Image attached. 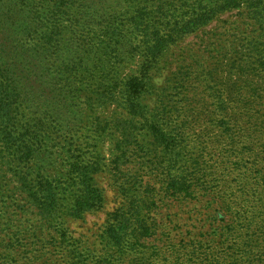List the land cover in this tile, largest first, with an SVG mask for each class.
Segmentation results:
<instances>
[{
	"label": "trees",
	"instance_id": "16d2710c",
	"mask_svg": "<svg viewBox=\"0 0 264 264\" xmlns=\"http://www.w3.org/2000/svg\"><path fill=\"white\" fill-rule=\"evenodd\" d=\"M238 8L264 21V0H0V163L12 156L28 167L27 178L35 176L29 197L46 224L60 228L101 206L92 184L98 163L90 149L97 145L88 135L97 134L100 118L88 113L104 95L114 97L104 88L111 71L141 59L136 74L117 83L124 93L118 103L128 115L146 118L136 108L135 89L166 50ZM218 98L216 120L227 118L226 135L217 138L218 167L245 168L218 188L223 218L214 227L216 246L194 264H264V158L253 144L254 115L234 97ZM128 130L117 127L123 152ZM166 176L176 199L199 192L189 171ZM157 229L137 205L112 214L107 234L124 246Z\"/></svg>",
	"mask_w": 264,
	"mask_h": 264
},
{
	"label": "rangeland",
	"instance_id": "374dc122",
	"mask_svg": "<svg viewBox=\"0 0 264 264\" xmlns=\"http://www.w3.org/2000/svg\"><path fill=\"white\" fill-rule=\"evenodd\" d=\"M263 23L238 8L167 49L135 89L136 108L146 118L128 115L118 103L124 93L117 83L136 74L141 59L111 71L104 88L114 97L104 95L88 113L100 118L97 134L88 135L97 145L90 149L98 163L92 184L102 202L82 219H67L60 228L46 224L29 197L35 176L27 178L28 167L12 156L0 163V264H194L211 252L223 218L218 188L245 168L218 167L217 138L225 137L227 122L224 116L216 120L218 96L228 102L234 97L254 115L253 144L264 158ZM123 125L131 134L126 152L118 149L124 138L117 127ZM183 171L194 174L199 192L176 199L167 192L166 174ZM137 205L157 233L117 246L107 234L110 218Z\"/></svg>",
	"mask_w": 264,
	"mask_h": 264
}]
</instances>
